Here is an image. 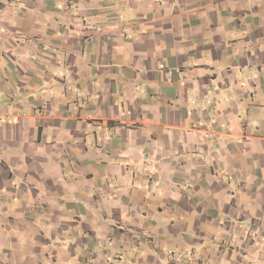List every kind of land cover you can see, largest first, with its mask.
<instances>
[{"label": "crops", "instance_id": "obj_1", "mask_svg": "<svg viewBox=\"0 0 264 264\" xmlns=\"http://www.w3.org/2000/svg\"><path fill=\"white\" fill-rule=\"evenodd\" d=\"M0 264H264V0H0Z\"/></svg>", "mask_w": 264, "mask_h": 264}, {"label": "built area", "instance_id": "obj_2", "mask_svg": "<svg viewBox=\"0 0 264 264\" xmlns=\"http://www.w3.org/2000/svg\"><path fill=\"white\" fill-rule=\"evenodd\" d=\"M0 34H1V30H0ZM7 118V115L5 113H2L0 112V121L3 120V119H6ZM1 157H0V161H1Z\"/></svg>", "mask_w": 264, "mask_h": 264}]
</instances>
